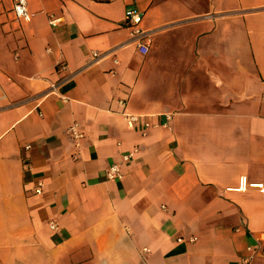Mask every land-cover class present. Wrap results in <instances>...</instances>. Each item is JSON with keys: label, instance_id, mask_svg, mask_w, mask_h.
I'll use <instances>...</instances> for the list:
<instances>
[{"label": "crops", "instance_id": "crops-1", "mask_svg": "<svg viewBox=\"0 0 264 264\" xmlns=\"http://www.w3.org/2000/svg\"><path fill=\"white\" fill-rule=\"evenodd\" d=\"M27 3L0 0V264H264V193L233 190L264 184V0Z\"/></svg>", "mask_w": 264, "mask_h": 264}, {"label": "built area", "instance_id": "built-area-1", "mask_svg": "<svg viewBox=\"0 0 264 264\" xmlns=\"http://www.w3.org/2000/svg\"><path fill=\"white\" fill-rule=\"evenodd\" d=\"M11 13L13 20L18 21V22H28L31 19V13L28 8V3L27 0H12V5H11ZM142 13L136 10L128 9L124 13V23L127 26V28L130 29V34L133 38L136 39L137 41V49L141 54H145L147 52V31H145L141 27V22H142ZM48 23L51 26H55L60 23V18L56 17L54 15H48L47 16ZM93 56H97L96 53H93ZM65 66L63 64H59V68L63 69ZM126 122L127 125L131 128L136 126L138 123L140 124V127L143 126L144 128L148 125V122L143 121L141 115H135V114H127L126 115ZM68 134L71 136L72 139L78 140L83 137V133L80 132L76 125H72L68 128ZM25 148H28L26 146ZM133 154L131 152L125 154L122 156V161L119 163H114L110 167H108L105 176L107 179H116V178H121V170L120 166L121 163L125 164L130 161L132 158ZM256 188L259 189L262 193H264V184L263 183H248L246 182L245 177H240L238 181L237 187L233 188V190L236 191H245L247 188ZM43 189V182L41 179H37L35 182V187H34V194L40 195L42 193ZM50 228L55 230L56 225L52 222L50 223ZM186 242L188 243H194L196 241V237L191 236V237H178L177 241L179 242ZM250 249V248H249ZM249 261L248 259H243L242 264H248Z\"/></svg>", "mask_w": 264, "mask_h": 264}]
</instances>
